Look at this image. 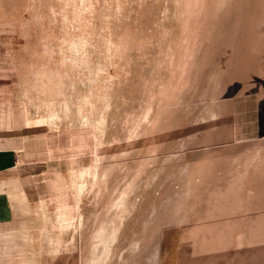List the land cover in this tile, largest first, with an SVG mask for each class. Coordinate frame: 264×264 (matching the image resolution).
<instances>
[{
	"label": "rangeland",
	"instance_id": "rangeland-1",
	"mask_svg": "<svg viewBox=\"0 0 264 264\" xmlns=\"http://www.w3.org/2000/svg\"><path fill=\"white\" fill-rule=\"evenodd\" d=\"M0 66V264H264V0H0Z\"/></svg>",
	"mask_w": 264,
	"mask_h": 264
},
{
	"label": "crops",
	"instance_id": "crops-1",
	"mask_svg": "<svg viewBox=\"0 0 264 264\" xmlns=\"http://www.w3.org/2000/svg\"><path fill=\"white\" fill-rule=\"evenodd\" d=\"M0 77L5 79V83L8 73L0 72ZM4 86L3 83L0 84L2 93L0 107L6 110L10 102L6 100L8 95L6 86ZM263 95L262 91L257 93L254 96V102L257 104ZM15 117L7 112L0 113V227L22 219L17 216L23 215L28 204L25 182H28L35 169L25 165L23 155H21L24 151L16 147L12 141L11 133L14 131Z\"/></svg>",
	"mask_w": 264,
	"mask_h": 264
}]
</instances>
